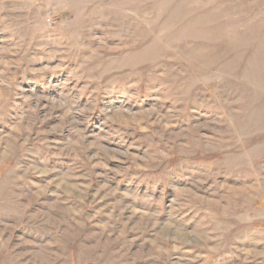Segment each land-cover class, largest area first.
<instances>
[{
  "label": "rangeland",
  "instance_id": "obj_1",
  "mask_svg": "<svg viewBox=\"0 0 264 264\" xmlns=\"http://www.w3.org/2000/svg\"><path fill=\"white\" fill-rule=\"evenodd\" d=\"M0 264H264V0H0Z\"/></svg>",
  "mask_w": 264,
  "mask_h": 264
}]
</instances>
